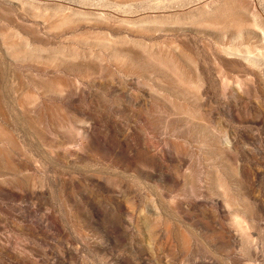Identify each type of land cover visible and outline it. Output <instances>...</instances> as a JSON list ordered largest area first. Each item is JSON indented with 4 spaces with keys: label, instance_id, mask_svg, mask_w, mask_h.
<instances>
[{
    "label": "rangeland",
    "instance_id": "374dc122",
    "mask_svg": "<svg viewBox=\"0 0 264 264\" xmlns=\"http://www.w3.org/2000/svg\"><path fill=\"white\" fill-rule=\"evenodd\" d=\"M0 264H264V0H0Z\"/></svg>",
    "mask_w": 264,
    "mask_h": 264
}]
</instances>
